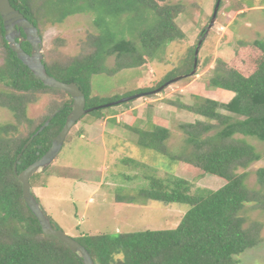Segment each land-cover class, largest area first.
I'll return each instance as SVG.
<instances>
[{
  "label": "trees",
  "instance_id": "16d2710c",
  "mask_svg": "<svg viewBox=\"0 0 264 264\" xmlns=\"http://www.w3.org/2000/svg\"><path fill=\"white\" fill-rule=\"evenodd\" d=\"M9 1L34 24L41 38L47 21L61 23L69 16L94 12L96 23L103 29L97 36H89L83 55L63 56L57 47L65 43L56 39L53 43H58L45 51L43 58L49 75L65 83H77L85 94L86 108L92 107L89 103L91 78L104 66L105 59L115 55L118 70L133 68L152 59L176 37L173 18L179 12L178 6L175 10H164L157 0ZM123 14L131 15L127 28L136 32L140 49L135 42L118 37L110 28V23ZM135 19H150L151 23L143 29L129 26ZM21 34L25 37L22 30ZM253 46L261 52L262 59L249 75L218 60L209 85L229 91L233 97L228 102L200 97L196 106L189 107L204 120L180 125L184 145L178 153H169L168 128L158 125L150 130L133 128L140 146L187 164L202 176L210 174L220 178L224 184L215 190L203 187L193 190V185L182 178L152 179L135 196L127 199L118 196L117 202L152 200L187 204L189 209L174 229L74 238L88 250L95 264H237L234 256L260 242L262 225L248 222L244 214L246 205L255 203L258 194L246 187V172H239L258 161L260 155L251 143L237 137H252L264 143V38L255 40ZM22 48L27 53L31 51L26 41ZM194 53L179 70L167 75L155 87L137 92L150 93L180 74L188 77ZM44 96L48 98L45 112L37 118L29 117L30 105ZM71 103L66 92L45 86L17 58L5 40L0 17V107L13 116V122L0 124V264H83L65 244L42 232L23 200L22 185L14 172V163L23 146L60 110L22 153L17 172L47 152L65 124ZM255 175L257 185L264 191V167L258 168Z\"/></svg>",
  "mask_w": 264,
  "mask_h": 264
},
{
  "label": "rangeland",
  "instance_id": "374dc122",
  "mask_svg": "<svg viewBox=\"0 0 264 264\" xmlns=\"http://www.w3.org/2000/svg\"><path fill=\"white\" fill-rule=\"evenodd\" d=\"M157 2L164 10H175L176 5L179 8L173 18L177 27L175 40L152 59L133 68L118 70L115 55L105 59L104 66L91 78V108L155 87L189 61L202 39L195 74L168 85L161 92L143 93L126 105L103 107L83 116L71 128L56 159L30 179L32 192L52 225L73 238L174 229L189 209L187 204L152 200L117 202L118 196L123 199L135 196L152 179L182 178L193 185V190L196 187L215 190L224 184L220 178L210 174L202 176L187 164L140 146L133 128L150 130L153 125L168 128L167 148L171 154L178 153L184 145L180 125L204 120L189 107L196 106L200 97L219 102H228L233 97L229 91L209 85L218 60L244 75L251 74L261 61V52L253 42L264 38V0H222L216 21L204 37L216 0ZM129 16L121 15L110 23V28L118 37L135 42L140 49L136 32L127 28ZM95 18L90 11L69 16L61 23L47 21L42 31L43 56L55 47L58 42L55 44L53 40L56 39L65 43L57 47L63 56L83 55L89 36H97L103 29ZM150 23V19H135L128 24L143 29ZM47 103L48 98L44 96L30 105L28 116L40 117ZM10 122H13L12 114L0 107V124ZM237 137L251 143L260 155L258 161L239 172H246V187L258 194L255 203L246 205L244 214L248 222H258L262 227L260 242L234 256V260L237 264H264V191L255 177L256 170L264 167V143L252 137Z\"/></svg>",
  "mask_w": 264,
  "mask_h": 264
},
{
  "label": "water",
  "instance_id": "95a60500",
  "mask_svg": "<svg viewBox=\"0 0 264 264\" xmlns=\"http://www.w3.org/2000/svg\"><path fill=\"white\" fill-rule=\"evenodd\" d=\"M220 3L221 0H216L213 14L211 16L210 22L203 37L206 36L208 30L214 25L220 7ZM0 17L3 22L5 40L7 41L9 48L15 53L17 58L25 66H27L29 70L33 73V75L38 80H40L45 86L53 89L62 90L66 92L72 99V103L70 105L71 111L66 118L65 124L61 131L53 139L51 146L47 150V152L40 159L30 164L23 171H21L20 173L17 172V163L22 153L29 146L34 137L40 132H42L44 128H46L50 124L55 114L58 113L60 110L56 111L55 114L50 116L45 121V123L38 129V131L26 142V144L23 146L21 152L16 158V161L14 163V172L16 178L22 185L23 200L36 217L44 234L56 237L60 242L65 244L71 250V252L81 258L83 264H95L88 250L83 245H81L77 240L69 236L64 231L56 229L52 226L49 216L46 214L42 206L36 200L32 192L30 179L34 174L46 170L47 167L56 159L71 128L75 124H77L84 115L94 110H97L98 108L129 102L140 97L143 94L141 93L135 96L126 97L103 106L86 108L85 94L77 85V83H65L59 81L46 72L45 66L43 64V41L39 35L38 29L34 26V24L31 23L19 10L14 8L9 0H0ZM21 30L24 32L25 37H22ZM24 41L30 44V53H27L22 48V43ZM201 44L202 39L199 40L196 46L194 53L193 69L190 72L189 76L194 75L196 72L197 55ZM184 77L187 76H178L166 82L165 84L150 93L161 92L168 85L177 82L178 80Z\"/></svg>",
  "mask_w": 264,
  "mask_h": 264
},
{
  "label": "crops",
  "instance_id": "0c3cea01",
  "mask_svg": "<svg viewBox=\"0 0 264 264\" xmlns=\"http://www.w3.org/2000/svg\"><path fill=\"white\" fill-rule=\"evenodd\" d=\"M82 137V136H81Z\"/></svg>",
  "mask_w": 264,
  "mask_h": 264
}]
</instances>
